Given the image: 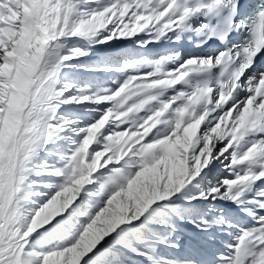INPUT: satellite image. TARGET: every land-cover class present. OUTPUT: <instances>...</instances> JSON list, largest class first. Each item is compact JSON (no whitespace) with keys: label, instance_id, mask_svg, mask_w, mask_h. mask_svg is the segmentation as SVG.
Returning a JSON list of instances; mask_svg holds the SVG:
<instances>
[{"label":"snow or ice","instance_id":"snow-or-ice-1","mask_svg":"<svg viewBox=\"0 0 264 264\" xmlns=\"http://www.w3.org/2000/svg\"><path fill=\"white\" fill-rule=\"evenodd\" d=\"M0 264H264V0H0Z\"/></svg>","mask_w":264,"mask_h":264},{"label":"bare ground","instance_id":"bare-ground-1","mask_svg":"<svg viewBox=\"0 0 264 264\" xmlns=\"http://www.w3.org/2000/svg\"><path fill=\"white\" fill-rule=\"evenodd\" d=\"M127 47H133V46H127ZM153 50L156 51V50H162V49H153ZM133 51H141V49L133 47Z\"/></svg>","mask_w":264,"mask_h":264}]
</instances>
